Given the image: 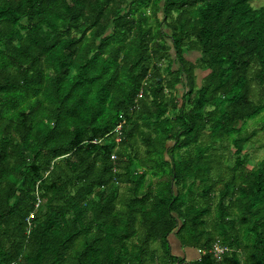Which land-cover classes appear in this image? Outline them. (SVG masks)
Listing matches in <instances>:
<instances>
[{"label":"trees","instance_id":"obj_1","mask_svg":"<svg viewBox=\"0 0 264 264\" xmlns=\"http://www.w3.org/2000/svg\"><path fill=\"white\" fill-rule=\"evenodd\" d=\"M254 1L0 0V264H264Z\"/></svg>","mask_w":264,"mask_h":264},{"label":"rangeland","instance_id":"obj_2","mask_svg":"<svg viewBox=\"0 0 264 264\" xmlns=\"http://www.w3.org/2000/svg\"><path fill=\"white\" fill-rule=\"evenodd\" d=\"M253 6L256 8L264 6V0H255L253 2ZM191 58V57H190ZM254 130H258V135L254 137L251 143L247 146L245 153H248V163L247 168L249 170L255 169L259 164L264 161V131L261 130V123L251 121L247 126V133H251ZM231 144L229 142L225 143V149H221V147H217V153L220 155H225V160L221 162V166L218 170V175H220L226 181H229L232 178V162L235 159L234 149L231 148ZM218 189H222V185H218ZM195 191H197L195 189ZM218 192L216 193V195Z\"/></svg>","mask_w":264,"mask_h":264},{"label":"crops","instance_id":"obj_3","mask_svg":"<svg viewBox=\"0 0 264 264\" xmlns=\"http://www.w3.org/2000/svg\"><path fill=\"white\" fill-rule=\"evenodd\" d=\"M199 57L200 55L198 53L189 52L190 60L196 61ZM197 76H198V82L201 83V81L203 80L202 72L198 71ZM170 242H171L173 253L179 257L184 258L188 262L199 260L200 257L202 256L201 251L197 249L187 248V249L182 250L178 244V239L174 235H171Z\"/></svg>","mask_w":264,"mask_h":264},{"label":"built area","instance_id":"obj_4","mask_svg":"<svg viewBox=\"0 0 264 264\" xmlns=\"http://www.w3.org/2000/svg\"><path fill=\"white\" fill-rule=\"evenodd\" d=\"M139 97H141V94L139 95ZM120 130H121V126H119L117 128V132L119 135H121ZM113 159H116V156H113ZM227 250L228 249L222 248L221 246H216L213 253H214L215 257L217 258V260H220L222 258V254H224V252Z\"/></svg>","mask_w":264,"mask_h":264}]
</instances>
